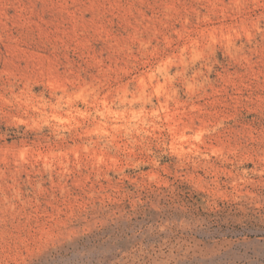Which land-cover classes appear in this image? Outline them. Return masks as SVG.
Masks as SVG:
<instances>
[{
    "label": "rangeland",
    "instance_id": "1",
    "mask_svg": "<svg viewBox=\"0 0 264 264\" xmlns=\"http://www.w3.org/2000/svg\"><path fill=\"white\" fill-rule=\"evenodd\" d=\"M0 264H264V0H0Z\"/></svg>",
    "mask_w": 264,
    "mask_h": 264
}]
</instances>
